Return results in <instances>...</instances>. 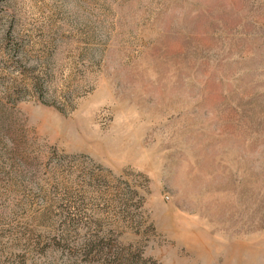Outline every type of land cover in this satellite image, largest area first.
Listing matches in <instances>:
<instances>
[{
	"label": "rangeland",
	"instance_id": "1",
	"mask_svg": "<svg viewBox=\"0 0 264 264\" xmlns=\"http://www.w3.org/2000/svg\"><path fill=\"white\" fill-rule=\"evenodd\" d=\"M0 264H264V0H0Z\"/></svg>",
	"mask_w": 264,
	"mask_h": 264
},
{
	"label": "trees",
	"instance_id": "2",
	"mask_svg": "<svg viewBox=\"0 0 264 264\" xmlns=\"http://www.w3.org/2000/svg\"><path fill=\"white\" fill-rule=\"evenodd\" d=\"M113 255H114V254H113ZM113 255H112V256H113ZM114 257H116V258H117V256H114Z\"/></svg>",
	"mask_w": 264,
	"mask_h": 264
}]
</instances>
